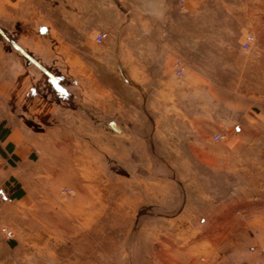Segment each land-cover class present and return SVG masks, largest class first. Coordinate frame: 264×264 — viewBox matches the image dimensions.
I'll return each instance as SVG.
<instances>
[{"label": "rangeland", "instance_id": "1", "mask_svg": "<svg viewBox=\"0 0 264 264\" xmlns=\"http://www.w3.org/2000/svg\"><path fill=\"white\" fill-rule=\"evenodd\" d=\"M192 3L219 34L192 59L200 69L183 65L177 77L185 104L204 115L105 123L130 127L133 139L114 147L103 139L100 153L89 139L81 153L80 140L63 133L34 147L3 140L13 123L0 109V264H264V0ZM9 45L17 64L55 83L47 59ZM46 47L41 40L40 54ZM19 125L29 134L54 124Z\"/></svg>", "mask_w": 264, "mask_h": 264}, {"label": "crops", "instance_id": "2", "mask_svg": "<svg viewBox=\"0 0 264 264\" xmlns=\"http://www.w3.org/2000/svg\"><path fill=\"white\" fill-rule=\"evenodd\" d=\"M30 1L0 0V109L13 123L3 140L22 138L34 147L63 133L80 140L81 153L88 152L89 139L95 143L91 150L100 153L103 139L113 140V147L114 140L119 145L121 138L133 139L130 127L110 131L105 123L141 124L153 115L156 122L180 124L207 113L185 104L184 82L173 66L179 60L190 71L199 68H192V59L219 35L213 24L198 19L192 0L186 15L176 0ZM101 32L106 36L98 42ZM41 40L47 43L45 54ZM13 42L23 48L29 42L25 49L47 59L62 83L55 78L56 84L52 78L44 83L37 66L17 64ZM23 122L54 125L26 134ZM68 122L80 124V130L57 125ZM43 153L60 151L46 147Z\"/></svg>", "mask_w": 264, "mask_h": 264}, {"label": "built area", "instance_id": "3", "mask_svg": "<svg viewBox=\"0 0 264 264\" xmlns=\"http://www.w3.org/2000/svg\"><path fill=\"white\" fill-rule=\"evenodd\" d=\"M177 4H178V11L179 12H184L186 11V8L183 4V0H176ZM105 33H99L96 37V40L98 42H101L104 38H105ZM254 40V37L252 34H247L246 37H245V40L243 42V48L246 49L248 48L249 44L252 43V41ZM174 69H175V75L177 77H182L183 75V70H184V67H183V64L181 61L177 60L175 61L174 63ZM215 140L219 139V138H222L223 135H218L216 134L215 136ZM2 231L7 235V236H11L12 235V231L11 230H8L6 227L2 228Z\"/></svg>", "mask_w": 264, "mask_h": 264}, {"label": "trees", "instance_id": "4", "mask_svg": "<svg viewBox=\"0 0 264 264\" xmlns=\"http://www.w3.org/2000/svg\"><path fill=\"white\" fill-rule=\"evenodd\" d=\"M16 195H19V193H17Z\"/></svg>", "mask_w": 264, "mask_h": 264}]
</instances>
